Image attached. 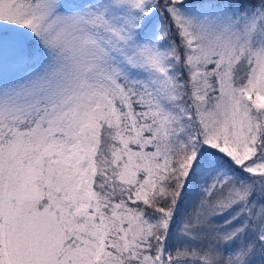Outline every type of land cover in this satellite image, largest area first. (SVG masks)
Masks as SVG:
<instances>
[{
	"label": "snow or ice",
	"instance_id": "6c2138e0",
	"mask_svg": "<svg viewBox=\"0 0 264 264\" xmlns=\"http://www.w3.org/2000/svg\"><path fill=\"white\" fill-rule=\"evenodd\" d=\"M0 264H264V0H0Z\"/></svg>",
	"mask_w": 264,
	"mask_h": 264
}]
</instances>
